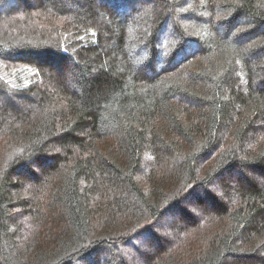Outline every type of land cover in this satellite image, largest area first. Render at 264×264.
<instances>
[{
    "label": "trees",
    "instance_id": "obj_1",
    "mask_svg": "<svg viewBox=\"0 0 264 264\" xmlns=\"http://www.w3.org/2000/svg\"><path fill=\"white\" fill-rule=\"evenodd\" d=\"M8 1L0 264H264V0Z\"/></svg>",
    "mask_w": 264,
    "mask_h": 264
},
{
    "label": "rangeland",
    "instance_id": "obj_2",
    "mask_svg": "<svg viewBox=\"0 0 264 264\" xmlns=\"http://www.w3.org/2000/svg\"><path fill=\"white\" fill-rule=\"evenodd\" d=\"M40 1H43V0H40ZM96 2L98 3H100L101 2V0H96ZM201 2L202 3H205V0H201ZM13 2H12V0H10V1H8V2H5L2 6H1V10L2 9H5V8H8V6L9 5H11ZM36 2L35 1H30V5L31 6H33V4H35ZM62 4V3H61ZM67 3L65 2V5L64 4H62V5H64V7L66 6V8H70L69 7V5H66ZM143 7L142 6H140V7H138L137 8V10H141ZM95 11H96V8H95ZM199 12V11H198ZM103 14V13H102ZM102 16H104V17H102V19H99V21L100 20H103V19H107V17L103 14ZM195 19H196V21L203 27V29L206 31V32H210L211 31V29H212V23H211V21H210V19H209V12H207V11H205L204 12V14H202V13H196V15L195 16H193ZM175 20V19H174ZM34 23V22H33ZM88 30H93V31H88L90 34H93L94 33V27L93 28H90V29H88ZM161 30L162 31H164L165 33H168L169 32V30H170V28H169V26L165 23V24H163L162 26H161ZM240 42V41H239ZM206 45H208L209 46V43H208V41H206ZM0 76L1 77H4V79H5V81L6 82H8L10 85H14V84H16V78H15V75L13 74H8L7 73V75H6V73H5V71L4 70H0ZM25 78H21V81H23V85H24V83H25ZM248 79L247 78H245V79H242L241 80V86L239 85V90H241V91H243V88L246 86V81H247ZM52 86H53V83H50V81H49V84H46V87L48 88L47 90L48 91H50L51 90V88H52ZM40 87H42V85H40ZM43 88V87H42ZM234 88H237V86L236 87H234ZM37 96H33V97H28L27 98V100H23L24 102H20V105H19V103H17V105L19 106V107H16V106H12L13 108H9V109H7L8 110V113L9 114H11L12 112H14V110H18L19 108H24V107H27V106H31V104L33 105V103H34V101H35V104H34V107L36 108V102H37V98H36ZM35 98H36V100H35ZM7 100H9V97L6 95V96H3L2 97V99H1V102L2 103H4V106L5 107H9L8 105H7ZM2 103H1V105H2ZM1 108H3V106H1ZM2 146H9V144H4V145H2ZM1 146V147H2ZM0 147V148H1ZM4 151V153L6 154L7 153V150H6V148H2L1 149V152H3ZM249 178H252L253 180H255L256 182H258V184H262V183H264V180H262V179H260L259 177H257L256 175H249ZM142 178H140V180H141ZM224 182V181H223ZM223 182H220V183H216L215 181H214V183L211 185V187H212V189L213 190H217V192L219 193V191H222V190H224L225 189V186H224V183ZM225 182H228L231 186L233 185L234 186V178H233V176H231V177H227L226 179H225ZM223 183V184H222ZM219 184H221L220 185V187H222V189H220L219 188ZM199 194H200V191L198 192ZM223 198V197H222ZM208 206L209 205H207L206 206V208H208ZM168 218H172L171 217V214H170V216L168 217ZM164 220H166V218L164 219ZM159 222H162V220L161 221H159ZM147 237L146 236H143V238H141V242H140V245L141 246H139V248L137 247L136 248V251L137 252H139L140 253V251H142L143 250V248L144 247H146V246H149V243L147 242ZM143 242H145V244L146 245H143ZM153 242H154V240H153ZM128 259L129 260H132L131 261V263H135V260L133 259V255L132 254H129L128 255Z\"/></svg>",
    "mask_w": 264,
    "mask_h": 264
}]
</instances>
